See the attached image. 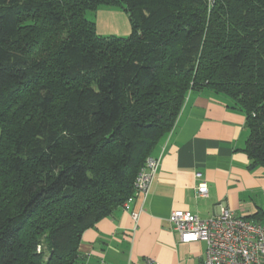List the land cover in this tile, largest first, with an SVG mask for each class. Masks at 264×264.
Segmentation results:
<instances>
[{
  "label": "trees",
  "instance_id": "obj_1",
  "mask_svg": "<svg viewBox=\"0 0 264 264\" xmlns=\"http://www.w3.org/2000/svg\"><path fill=\"white\" fill-rule=\"evenodd\" d=\"M101 7L131 34L99 35ZM202 90L245 114L264 168V0H0V264H78Z\"/></svg>",
  "mask_w": 264,
  "mask_h": 264
},
{
  "label": "crops",
  "instance_id": "obj_2",
  "mask_svg": "<svg viewBox=\"0 0 264 264\" xmlns=\"http://www.w3.org/2000/svg\"><path fill=\"white\" fill-rule=\"evenodd\" d=\"M97 13L99 35L102 15L114 26L112 32L131 34L123 11ZM248 136L245 114L226 96L209 90L189 93L174 129L155 155L161 163L148 194H135L86 230L78 264H145L148 258L162 264H204L207 244L182 242L170 215L182 210L208 219L218 214L221 204L246 218L264 210V168L249 170L244 152ZM201 182L207 184V197L198 195Z\"/></svg>",
  "mask_w": 264,
  "mask_h": 264
},
{
  "label": "built area",
  "instance_id": "obj_3",
  "mask_svg": "<svg viewBox=\"0 0 264 264\" xmlns=\"http://www.w3.org/2000/svg\"><path fill=\"white\" fill-rule=\"evenodd\" d=\"M161 157H151L136 181V194L146 196L159 170ZM201 178V174H197ZM199 197H207L208 187L201 182ZM218 214L200 219L190 211H173L169 221L180 234L181 241L207 244L204 264H264V225L237 215L224 204L218 205ZM145 264H162L148 258Z\"/></svg>",
  "mask_w": 264,
  "mask_h": 264
},
{
  "label": "rangeland",
  "instance_id": "obj_4",
  "mask_svg": "<svg viewBox=\"0 0 264 264\" xmlns=\"http://www.w3.org/2000/svg\"><path fill=\"white\" fill-rule=\"evenodd\" d=\"M99 10H103V11H106V10H109V11H117V10L118 11H122V10H120L118 8H115V7H101ZM97 12L96 13L95 12H92V11L87 12V18L89 20H95V22H96V16L98 14ZM108 20L109 19L107 17L105 18L104 15H102V26H103V28L101 30L103 32V35L102 36H117V37H127L128 36V35L127 36H121L120 33H114V32H112L111 31L112 29H110V27H114V26H111L110 23H107L108 24L107 25L106 22ZM115 28H117V27H115ZM115 30H117V32L119 31L118 29H115ZM260 222L262 224H264V219L261 220Z\"/></svg>",
  "mask_w": 264,
  "mask_h": 264
}]
</instances>
